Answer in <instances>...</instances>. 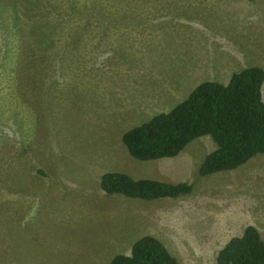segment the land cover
Returning a JSON list of instances; mask_svg holds the SVG:
<instances>
[{"label":"rangeland","instance_id":"1","mask_svg":"<svg viewBox=\"0 0 264 264\" xmlns=\"http://www.w3.org/2000/svg\"><path fill=\"white\" fill-rule=\"evenodd\" d=\"M13 10L25 37L0 32V264H109L147 234L180 264H218L247 225L264 239V153L202 176L210 135L154 160L123 142L203 81L264 68V0H0V25ZM109 171L194 188L109 194Z\"/></svg>","mask_w":264,"mask_h":264},{"label":"trees","instance_id":"2","mask_svg":"<svg viewBox=\"0 0 264 264\" xmlns=\"http://www.w3.org/2000/svg\"><path fill=\"white\" fill-rule=\"evenodd\" d=\"M12 13L10 25L1 24L0 32L12 31L25 37L17 10ZM4 15L5 12H0V17ZM40 30L50 32V24L34 23L29 33L33 35ZM48 40H43L42 44ZM263 88L264 68L256 65L234 72L227 84L203 81L171 110L160 112L127 130L123 134V142L135 158L154 160L177 156L194 139L210 135L216 147L206 155L199 174L206 176L234 170L255 155L264 153ZM100 186L109 194L144 200L178 198L191 194L194 188L189 181L174 183L151 178L136 179L121 171L104 173ZM217 263L264 264V239L259 229L247 225L242 234L232 237L218 252ZM109 264L180 262L162 240L147 234L134 243L131 254H117Z\"/></svg>","mask_w":264,"mask_h":264}]
</instances>
